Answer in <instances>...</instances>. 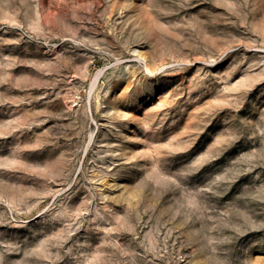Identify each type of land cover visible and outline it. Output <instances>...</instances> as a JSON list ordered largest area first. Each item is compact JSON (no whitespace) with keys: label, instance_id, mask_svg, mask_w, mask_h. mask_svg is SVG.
I'll return each instance as SVG.
<instances>
[{"label":"rangeland","instance_id":"374dc122","mask_svg":"<svg viewBox=\"0 0 264 264\" xmlns=\"http://www.w3.org/2000/svg\"><path fill=\"white\" fill-rule=\"evenodd\" d=\"M0 264H264V0H0Z\"/></svg>","mask_w":264,"mask_h":264}]
</instances>
